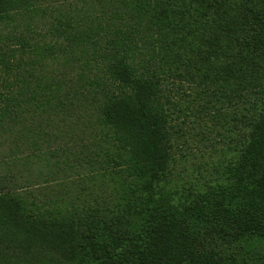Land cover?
<instances>
[{"label":"trees","instance_id":"1","mask_svg":"<svg viewBox=\"0 0 264 264\" xmlns=\"http://www.w3.org/2000/svg\"><path fill=\"white\" fill-rule=\"evenodd\" d=\"M51 113L80 147L36 178L77 186L0 173V264H264V0H0V130Z\"/></svg>","mask_w":264,"mask_h":264},{"label":"rangeland","instance_id":"2","mask_svg":"<svg viewBox=\"0 0 264 264\" xmlns=\"http://www.w3.org/2000/svg\"><path fill=\"white\" fill-rule=\"evenodd\" d=\"M51 69H55L59 72L60 66L58 64L49 63L47 69L37 74L38 78H41L43 81L50 84V79L48 76V70L51 72ZM50 75H55L51 74ZM191 90L188 88L187 92ZM29 115H26L25 119H28ZM47 118L44 115L43 118H35V124L25 121V124L30 128H35L37 134L34 136L27 135L26 138L20 139V135L16 133V129H9L7 133H2L3 130H0V173H4L6 170H14L16 172L21 170V173H26L21 180H19L20 189L29 187L30 190L36 191L41 195L46 192L45 189L50 191H55L58 193H63L65 191H73V188L77 186L76 180L72 177V183H69L67 180L63 181L59 178L58 174H55L51 178L43 176V178H36L38 172V167H43V161L40 159L46 158L49 154V151H56L58 147L62 144H65L70 148V160L74 158L72 156H77V150L80 147L75 145V137L73 133L71 134L70 129L62 128L60 133L58 130L59 127L56 126V123L62 124V116L60 114H50V118L53 120L55 126H46L41 124L43 120ZM30 119V118H29ZM69 120V118H68ZM41 124V125H40ZM47 130V134H42L43 131ZM68 131L67 134H65ZM59 134V138H56L55 135ZM46 135V136H45ZM202 151H199L196 147L189 148H180L177 149L174 153L176 158V167L174 168V173L176 177L183 182H189L190 180L203 183L212 178L211 173H207L203 165H211V161H215L217 154L213 152L211 147H205L202 144H199ZM222 145L218 149L220 153L218 156L224 154L222 150ZM213 152L214 157H211L210 153ZM203 153V154H202ZM217 156V157H218ZM210 162V163H209ZM15 172V173H16ZM201 172V173H198ZM44 173H48L44 169ZM31 182V183H29Z\"/></svg>","mask_w":264,"mask_h":264}]
</instances>
